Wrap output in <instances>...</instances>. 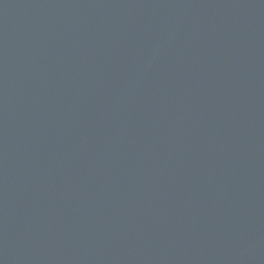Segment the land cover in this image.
<instances>
[{"label":"water","instance_id":"95a60500","mask_svg":"<svg viewBox=\"0 0 264 264\" xmlns=\"http://www.w3.org/2000/svg\"><path fill=\"white\" fill-rule=\"evenodd\" d=\"M0 264H264V0H0Z\"/></svg>","mask_w":264,"mask_h":264}]
</instances>
